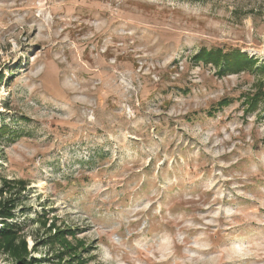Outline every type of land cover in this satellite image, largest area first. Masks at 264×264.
Returning <instances> with one entry per match:
<instances>
[{
    "label": "rangeland",
    "instance_id": "374dc122",
    "mask_svg": "<svg viewBox=\"0 0 264 264\" xmlns=\"http://www.w3.org/2000/svg\"><path fill=\"white\" fill-rule=\"evenodd\" d=\"M5 180L32 264H264V0H0Z\"/></svg>",
    "mask_w": 264,
    "mask_h": 264
},
{
    "label": "trees",
    "instance_id": "16d2710c",
    "mask_svg": "<svg viewBox=\"0 0 264 264\" xmlns=\"http://www.w3.org/2000/svg\"><path fill=\"white\" fill-rule=\"evenodd\" d=\"M198 57L204 60L205 63L210 61L215 63L217 60L221 61L224 59L225 64L230 65V67L249 66L253 64V61H249L244 54L237 51L224 52L219 48H216V51L203 49ZM7 184L8 181L5 180L3 187L0 188V247L3 251L17 259L19 264H32L35 263L36 259H27L26 243L24 239H18L17 237L19 231L18 225L10 222L14 217L13 213L15 208L18 206H16V201L19 196L3 199V193L8 188H6L8 186Z\"/></svg>",
    "mask_w": 264,
    "mask_h": 264
}]
</instances>
